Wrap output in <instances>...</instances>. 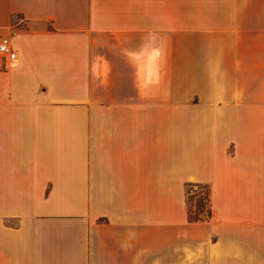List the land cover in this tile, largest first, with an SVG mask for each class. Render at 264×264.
Listing matches in <instances>:
<instances>
[{"label":"crops","instance_id":"0c3cea01","mask_svg":"<svg viewBox=\"0 0 264 264\" xmlns=\"http://www.w3.org/2000/svg\"><path fill=\"white\" fill-rule=\"evenodd\" d=\"M0 35V264H264V0H0Z\"/></svg>","mask_w":264,"mask_h":264},{"label":"rangeland","instance_id":"374dc122","mask_svg":"<svg viewBox=\"0 0 264 264\" xmlns=\"http://www.w3.org/2000/svg\"><path fill=\"white\" fill-rule=\"evenodd\" d=\"M188 204L194 218L206 219L210 216L209 188L198 184L188 187Z\"/></svg>","mask_w":264,"mask_h":264},{"label":"built area","instance_id":"2783aa9c","mask_svg":"<svg viewBox=\"0 0 264 264\" xmlns=\"http://www.w3.org/2000/svg\"><path fill=\"white\" fill-rule=\"evenodd\" d=\"M17 60V50L10 36L0 35V69L8 70Z\"/></svg>","mask_w":264,"mask_h":264},{"label":"trees","instance_id":"16d2710c","mask_svg":"<svg viewBox=\"0 0 264 264\" xmlns=\"http://www.w3.org/2000/svg\"><path fill=\"white\" fill-rule=\"evenodd\" d=\"M190 218L193 219V220H198V219H199V218H194V217L192 216V214H190Z\"/></svg>","mask_w":264,"mask_h":264}]
</instances>
